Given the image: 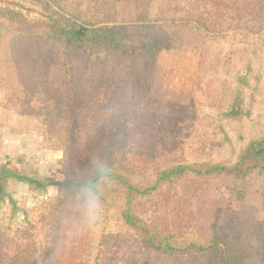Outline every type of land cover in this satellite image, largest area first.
Segmentation results:
<instances>
[{
	"label": "trees",
	"instance_id": "1",
	"mask_svg": "<svg viewBox=\"0 0 264 264\" xmlns=\"http://www.w3.org/2000/svg\"><path fill=\"white\" fill-rule=\"evenodd\" d=\"M24 1L37 11L39 17L31 21L22 10L17 9L21 4L10 3L13 7L4 9L9 14L10 23L32 29L43 28L46 44L59 45L64 58L62 61L57 59L53 67L46 68L48 50L45 48L44 53L35 59L23 57L17 64L13 62L19 86L16 93L24 106L31 102V97L34 100V94L39 89L42 90L41 104L33 105L31 111L22 115L57 121L60 126L58 140L62 142L58 149L64 154L67 178L54 183L60 188L61 195L48 199L26 225L0 226V264H77L74 260L82 261V249L89 248L97 253L103 250V244L96 243L97 235L93 241L82 237L84 230H78L81 213L68 208L71 203L69 199L78 201L80 184L94 175L93 160L108 164L113 169L111 180L102 187V214L105 215H102V222L101 219L98 222H104L105 225L111 223L110 210L115 206L113 214L116 215V223L118 221L123 229L138 239L150 258L168 257L172 264H183L182 261L184 264H264L263 247L255 250L218 236L206 239L189 237L160 226L158 222L148 220L136 211L137 203L159 197L156 195L177 183L195 179H230L237 183H243L251 177L264 179V21L259 25L258 18H251L256 24L251 28L249 21L237 22L240 20L219 15L226 14L220 12L230 11L236 6H232V3L242 5L243 0H115L117 7L126 4L136 8L132 23L116 25L98 23L89 17L82 19L75 12V6L81 3L97 6L100 0ZM145 4L146 11L141 9ZM257 4L264 10V0H258ZM182 5H189L193 9L186 7L184 10ZM157 11H183L184 15H159ZM204 14H207L206 17H203ZM161 25L193 28L208 38L224 36L235 30L230 37H241L248 43L247 47L251 42L256 46L246 54L242 70L237 67L239 58L236 54L230 57L229 63L241 78L238 95L231 105L238 106L240 111L235 116L231 111L227 112L234 122L241 126L244 123L249 125L245 134L240 135V140L236 137L233 139L234 147L228 158L214 163L184 161L164 167L155 164L152 167V180L138 183L118 168L111 152L104 149L107 145L108 149L117 146L118 142L124 140L123 135L115 128L110 131L102 126L86 128L85 112L91 110L94 103L97 104L95 97L89 93L91 89L87 90V84L89 80L95 82L98 78L87 75L85 56L90 52L112 55V65L100 64L97 75L110 86H120L121 94L138 98L137 90L141 82L149 83L154 76V63L160 51L169 44H165L168 35H146V31ZM3 28L0 23V87H4L7 79L2 66ZM136 42L144 47L140 55L126 59L117 57L122 48ZM205 56L203 54L201 58ZM238 97L240 104L236 101ZM81 98L86 99V104H82ZM220 103L225 107L226 98ZM99 144L104 147H99ZM16 178L36 183L40 188L45 187L28 178ZM263 230V222L260 228L256 225L247 228L248 233H262ZM134 263L137 264V261Z\"/></svg>",
	"mask_w": 264,
	"mask_h": 264
},
{
	"label": "rangeland",
	"instance_id": "2",
	"mask_svg": "<svg viewBox=\"0 0 264 264\" xmlns=\"http://www.w3.org/2000/svg\"><path fill=\"white\" fill-rule=\"evenodd\" d=\"M257 2L258 0H243L242 5L232 3V6H236L230 11L220 12L226 14L219 15L240 20L237 22L249 21L250 27L254 28L256 24L251 18H258L256 20L259 25L264 21V10H261V5ZM10 3L21 4L17 9L22 10L31 21L39 17L37 11L24 0H0V23L4 26L5 33L2 66L4 75L7 76L4 87H0V111L23 119L25 128L39 135L43 156L51 151L57 152L59 156L52 175L31 176V180L45 187L40 188L36 183L28 182V187L21 190L24 193L17 198L18 207H23L21 211L16 212L14 217H9L11 212L1 208L0 226L22 227L36 216L48 199L61 195L60 188L54 183L64 181L67 175L63 163L64 154L58 149L62 144L57 133L60 126L57 121L49 118L22 115L31 111L33 105L41 104L43 92L39 89L34 94V100L31 97V102L23 106L16 93L19 86L13 62L17 64L23 57L27 60L35 59L44 53L45 48L48 50L45 57L48 61L46 68L53 67L57 59L62 61L64 57L59 45L55 47L53 44H46L43 28L32 29L11 24L9 14L4 10L13 7ZM115 4V0H100L97 6L81 3L75 6V12L82 19L89 17L98 23H132L136 8L126 4L117 7ZM182 7L184 10L186 7L193 9L189 5ZM141 9L146 11V4ZM183 11L157 12L159 15L163 13L167 16H179L184 15ZM146 32V35H168L169 39L165 44H169L160 51L154 63V76L149 83L141 82L142 85L137 90L138 98L121 94L120 86H110L97 75L100 64L112 65V55L90 52L85 56L87 75L98 78L95 82L89 80L87 84V90L91 89L89 93L95 97L97 104L94 103L92 109L85 112L86 128L102 126L109 131L115 128L123 135L124 140L118 142L117 146L113 145L108 149L107 145L104 149L111 152L118 168L138 183L152 180V167L155 164L164 167L184 161L214 163L230 156L234 147L233 139L236 137L240 140V135L245 134L249 125L244 123L241 126L234 122L227 112L231 111L235 116L240 111L238 106H231L238 95L241 78L230 67V57L237 55V67L242 70L246 54L256 48L252 42L247 47L248 43L241 37H230L232 30L224 36L209 38L193 28L182 26L161 25ZM251 35L256 37L254 33ZM143 48L140 42L128 44L117 57L126 59L140 55ZM203 54L206 55L204 59L201 58ZM224 98L227 103L225 107L220 103ZM236 101L240 104L241 100L238 97ZM81 102L84 105L87 101L81 98ZM98 146L104 147L100 144ZM11 187L18 193L15 186ZM156 196L159 197L137 203L136 211L148 220L158 222L160 226L169 227L189 237H225L255 250L264 248V230L262 233L247 232L249 225L260 228L262 222L264 224V179L251 177L243 183L230 179H195L165 188ZM68 202H71L68 205L70 210L81 213L79 206L74 204L78 201L69 199ZM114 211L115 206L110 210L112 214L109 217L112 221L106 225L104 222L100 223L102 216L101 221L98 220L100 222L92 225H86L79 218L78 230H84L82 237L93 241L97 235L96 243L103 244V250L97 253L88 250L89 248L82 249V261L75 259L74 262L135 264L137 261V264H172L168 257L150 258L138 239L123 229L118 221L116 223Z\"/></svg>",
	"mask_w": 264,
	"mask_h": 264
},
{
	"label": "crops",
	"instance_id": "3",
	"mask_svg": "<svg viewBox=\"0 0 264 264\" xmlns=\"http://www.w3.org/2000/svg\"><path fill=\"white\" fill-rule=\"evenodd\" d=\"M22 120L0 111V211L1 208L9 210V217L23 209H20L21 205L18 207L17 198L24 193L21 190L28 187V182L16 176L33 179L31 176L52 175L53 166L59 159L55 151L42 155L39 135L26 129Z\"/></svg>",
	"mask_w": 264,
	"mask_h": 264
},
{
	"label": "clouds",
	"instance_id": "4",
	"mask_svg": "<svg viewBox=\"0 0 264 264\" xmlns=\"http://www.w3.org/2000/svg\"><path fill=\"white\" fill-rule=\"evenodd\" d=\"M94 175L85 179L79 186L78 206L81 211L82 221L86 225L96 223L102 216L104 204L102 187L112 178L113 169L103 162L93 160Z\"/></svg>",
	"mask_w": 264,
	"mask_h": 264
}]
</instances>
